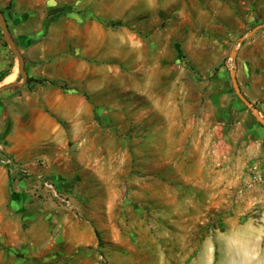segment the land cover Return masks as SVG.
Listing matches in <instances>:
<instances>
[{
    "label": "rangeland",
    "instance_id": "rangeland-1",
    "mask_svg": "<svg viewBox=\"0 0 264 264\" xmlns=\"http://www.w3.org/2000/svg\"><path fill=\"white\" fill-rule=\"evenodd\" d=\"M28 1L33 7L25 16L8 15L16 0L1 9L25 61L38 60L25 63L28 79L45 70L49 79L37 84L51 93L47 102L39 86L33 108L20 102L0 108V145L13 161L8 167L0 156V236L9 228L3 223L19 220L18 233L38 256L31 260L0 242V264L11 258L19 264H202L207 242L210 264H264V247L247 225L264 214V204L236 208L246 191L264 200V126L238 98L231 78L236 72L237 88L264 119V28L257 29L264 25V0H159L162 9L147 18L96 17L82 0L22 3ZM17 18L38 31H16ZM96 19L104 55L87 64L71 49L65 26ZM124 32L143 47L121 48ZM41 42L49 50L46 60L40 49L30 52ZM132 57L136 63L127 64ZM80 63L102 79H79ZM21 81L0 29V83ZM23 88L0 94L14 99ZM82 101L90 112H74ZM15 141H21L19 152L12 149ZM200 164L213 170L203 179L217 186L238 179L231 204L218 187L211 202L186 177L181 181ZM113 170L129 172L136 184L110 186L117 179Z\"/></svg>",
    "mask_w": 264,
    "mask_h": 264
},
{
    "label": "crops",
    "instance_id": "crops-1",
    "mask_svg": "<svg viewBox=\"0 0 264 264\" xmlns=\"http://www.w3.org/2000/svg\"><path fill=\"white\" fill-rule=\"evenodd\" d=\"M9 0H0V11H2L1 8L5 7L7 5ZM66 3H72L73 0H64ZM159 0H82L81 2V6H83L84 9H89L91 10L94 15L96 17H114V16H126V15H132L134 17L136 16H141V17H150L153 16V12H157V9H162L161 5L158 4ZM155 2L157 3V5L155 4ZM160 5V6H159ZM30 7H33V4L31 3V1L27 4L22 3V0H16V2L14 3V7L13 10L10 13H8V15H14L15 18L16 17H20L21 15H27L29 13V9ZM131 12V13H130ZM22 18V17H21ZM17 21L18 25L16 23V31H20L23 32L24 30H28L30 31V33H34L37 32L38 29H28L29 27L27 26L26 22H23V19L20 20L19 18H17L16 20H14V22ZM99 21V19H98ZM9 25V21L7 22ZM101 24H99L95 20H89L87 21V23L85 24H79V26H76L75 24H73V22H69L68 26H65V34L66 36L70 39L69 42H71L72 46L71 49L72 50H76L77 48L79 49V53H80V57L81 58H86L84 60L85 63L89 64L87 61V59H91V62H97L98 60H102L103 59V55H104V37H103V30L102 27L100 26ZM146 27L149 26V18L147 20V24L145 23ZM145 27V29H146ZM27 32V31H26ZM25 34V32H23ZM125 35V41L123 42V47L121 48H125V49H130L132 52H134V50L142 48L144 45L142 43L141 40H137L136 37L129 35L127 32H124ZM112 41L114 39H117V37H115L114 34H112L111 36ZM37 49L41 50V56L40 59H48V53L49 50L45 44V42H41L37 45H33L30 49V52L32 51H36ZM130 58V57H129ZM128 59V58H127ZM38 61L37 59H34L32 61H25L26 65L29 66H33L34 62ZM50 62V61H48ZM74 61H71L70 63L72 64ZM55 62H51V64H53ZM76 63V62H75ZM85 63H80L81 65L85 66V70H83L80 74H79V79H84L85 77H87V75L91 74L96 78V82H99L102 77L98 76L100 74H98V70L95 68H90L87 64ZM128 63H136L135 58H131V60H127V64ZM56 64V63H55ZM79 64V62H78ZM30 77H34L36 79H42V78H47L49 79L50 76L47 75V72L45 70H43V76H35L32 75L31 73H29ZM29 77V76H28ZM6 82L0 83V85L5 84ZM10 83H14V82H7L6 84H10ZM5 84V85H6ZM31 85L27 84L24 85L23 87V96H18L14 99H8V96H2V94H0V108H5L8 105H12V104H17V103H22V106H29L31 108H33L34 106V99L35 96L37 95V91L39 92V86L41 87V89L44 91V95L43 97L47 100L49 99V95L51 93V90H46L45 88H43L40 84H37L36 82H31ZM86 90L91 92V86L86 85ZM98 90V89H96ZM101 90V89H100ZM7 91H12L11 89H7L3 92L0 93H5ZM32 91V92H31ZM36 91V92H35ZM28 99V100H27ZM62 101H64L63 107L68 106L70 107V104L68 102V100L66 99H62ZM51 106L55 107L54 104H51ZM62 110L61 106L58 105V111ZM92 110L91 106L88 104L87 101H82V105L81 108H76L74 110V112H81V111H87L90 112ZM61 127V126H60ZM59 126L56 127V131L59 130L60 128ZM2 133V130L0 129V134ZM40 133H37V136H39ZM16 145L15 147H13V151L15 152H19L21 149V145L20 142L21 141H15ZM150 143V140L148 141ZM150 155V154H147ZM201 155V154H200ZM17 159V158H16ZM201 156H199V162L202 161ZM18 160V159H17ZM160 160L162 161V157H160ZM3 169V168H1ZM213 170L210 168H201V164L200 166L196 167L194 170H192L191 172H189L188 174L183 173L181 175V181L184 177H186V180L190 181L193 184V189H195L196 192H203L204 194H207V196L209 197L210 201L212 198V201H214L215 199V193H216V188L218 187V190H220L223 194H224V199L225 201L227 200V203L231 204V198H232V193H235V189L237 187L238 184V179L234 180V181H229L227 182V184H222L217 186L215 179H209L207 178L206 181L203 179L202 176H204V174H206V176L209 175V173H212ZM162 174V173H161ZM122 175H124V177L128 176L126 181L122 182L121 180L118 179V177H121ZM110 176L117 178L115 179L113 182L110 183V186L112 184L113 186H117L118 184H120L122 187L125 188V183L128 182V186H132L136 184V180L135 179H131L130 178V173L129 172H124L122 170H119V172L117 171H111ZM150 176V175H149ZM229 176V174H228ZM230 177V176H229ZM240 177V176H238ZM214 178V177H212ZM161 183L158 184L159 187L161 186L160 189H167V183L165 181H162V179L159 180ZM139 183V182H137ZM143 185H145L146 187H151V183L148 179L143 180L142 181ZM189 183V182H187ZM163 186V187H162ZM157 188V186H155ZM151 189V188H150ZM248 192H244L243 195H241L240 197V203L238 202L236 204V208L241 209L243 205L247 204L248 208L247 209H252L253 206L260 207L262 208L263 206H261V204H264V200L263 199H258V198H253L252 197H247ZM227 198V199H226ZM211 201V202H212ZM232 207V206H231ZM240 215L238 217H241L242 215V210L240 211H236L235 212V217L233 216L234 214H231V218L229 219V222L232 223V221L238 220L239 218H236L237 215ZM233 216V217H232ZM255 221H258L257 223ZM3 224H7L9 226L8 230L6 233H4V235L0 236V242L5 244L7 247H11V249L13 251H15L14 249H16L18 252L19 250H21L20 253H26V256L30 257L31 260H34L36 256H38V253L34 252V249L32 247H34V243L29 240L27 241V245L24 244V241L22 240V236L21 234L18 233V229L16 228L19 225V220L17 219H10V221L3 223ZM248 225V229H251L253 232L250 233V235H252V239L255 240L256 242H258V244L261 247H264V214H262L259 219H251L249 222H247ZM16 228V232H13V229ZM84 229V233L88 232V229L86 227L83 226ZM29 236V235H28ZM260 242V243H259ZM208 243V242H207ZM205 244L204 248L207 247L206 245H208L210 247V244ZM258 246V245H257ZM259 246V247H260ZM205 248L206 250H202L201 253V259H202V264H210L209 260L211 258V248L209 249ZM32 249V251H31ZM208 253V254H207ZM264 253V252H263ZM2 255V254H1ZM68 254H64V256H66ZM64 256H60V257H64ZM12 260H10L11 264H19V259L14 260L13 258H11ZM53 260H55V258H53ZM52 260V261H53ZM83 260V259H82ZM9 260H6L5 264H8ZM50 261V260H48ZM76 261H81V259H76ZM76 261H72L75 262ZM31 262H28L27 264H30ZM50 264V263H49ZM53 264H61V263H56L54 262Z\"/></svg>",
    "mask_w": 264,
    "mask_h": 264
},
{
    "label": "water",
    "instance_id": "water-1",
    "mask_svg": "<svg viewBox=\"0 0 264 264\" xmlns=\"http://www.w3.org/2000/svg\"><path fill=\"white\" fill-rule=\"evenodd\" d=\"M261 28H264V25L258 26L257 29H261ZM0 29L2 31L3 37H4L7 45L9 46L10 50L12 51V53L18 59V62H19V73H20V75L22 77V81L21 82H14V83H10V84H6V85L0 86V92H2V91H5L7 89L14 88V87L22 88L24 85H26V83L28 81V74L25 72V59L20 54V52H19L16 44L14 43V41L11 39V37L9 35V29H8L6 18H5L4 14L1 11H0ZM242 40H244V38ZM231 78H232L233 87L236 90L238 98L245 104V106H247L248 108H250L253 111L256 120L264 126V119L261 117L259 110L256 109L251 104V102L246 99V97L243 95L241 90H239L237 88L236 72H232L231 73Z\"/></svg>",
    "mask_w": 264,
    "mask_h": 264
},
{
    "label": "built area",
    "instance_id": "built-area-1",
    "mask_svg": "<svg viewBox=\"0 0 264 264\" xmlns=\"http://www.w3.org/2000/svg\"><path fill=\"white\" fill-rule=\"evenodd\" d=\"M0 156H1V158H2V162H3L5 165H8V167L11 166V165L13 164V161H12L10 158H8V157L6 156V154H5V152H4V148H3L2 145H0Z\"/></svg>",
    "mask_w": 264,
    "mask_h": 264
},
{
    "label": "trees",
    "instance_id": "trees-1",
    "mask_svg": "<svg viewBox=\"0 0 264 264\" xmlns=\"http://www.w3.org/2000/svg\"><path fill=\"white\" fill-rule=\"evenodd\" d=\"M1 12H3V11H1ZM100 21V20H99ZM118 25H120L119 23H114L113 24V26H118ZM29 82H36V83H42V80H38V79H28V83Z\"/></svg>",
    "mask_w": 264,
    "mask_h": 264
},
{
    "label": "bare ground",
    "instance_id": "bare-ground-1",
    "mask_svg": "<svg viewBox=\"0 0 264 264\" xmlns=\"http://www.w3.org/2000/svg\"><path fill=\"white\" fill-rule=\"evenodd\" d=\"M207 244H211V243L208 242ZM206 246H207V247H205V248H208V247H209L208 245H206ZM205 248H204V250H206ZM210 248H211V246L209 247V249H210ZM210 252H211V251H210ZM207 254H208V253H207ZM210 254H211V253H210ZM257 259H258V257H257ZM255 261H256V260H255ZM255 261H254V262H255ZM257 261H258V260H257Z\"/></svg>",
    "mask_w": 264,
    "mask_h": 264
}]
</instances>
